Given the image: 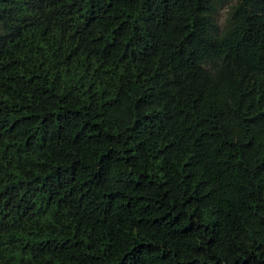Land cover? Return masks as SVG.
Segmentation results:
<instances>
[{
  "label": "trees",
  "instance_id": "16d2710c",
  "mask_svg": "<svg viewBox=\"0 0 264 264\" xmlns=\"http://www.w3.org/2000/svg\"><path fill=\"white\" fill-rule=\"evenodd\" d=\"M0 264H264V0H0Z\"/></svg>",
  "mask_w": 264,
  "mask_h": 264
},
{
  "label": "rangeland",
  "instance_id": "374dc122",
  "mask_svg": "<svg viewBox=\"0 0 264 264\" xmlns=\"http://www.w3.org/2000/svg\"><path fill=\"white\" fill-rule=\"evenodd\" d=\"M227 6H228V5H227ZM227 6H225V7L222 8V10H221L222 18L226 15V12H227V9H228Z\"/></svg>",
  "mask_w": 264,
  "mask_h": 264
}]
</instances>
